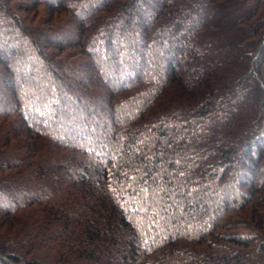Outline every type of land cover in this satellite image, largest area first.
<instances>
[{"label":"trees","instance_id":"trees-1","mask_svg":"<svg viewBox=\"0 0 264 264\" xmlns=\"http://www.w3.org/2000/svg\"><path fill=\"white\" fill-rule=\"evenodd\" d=\"M147 2L0 0V264H264V0Z\"/></svg>","mask_w":264,"mask_h":264},{"label":"rangeland","instance_id":"rangeland-1","mask_svg":"<svg viewBox=\"0 0 264 264\" xmlns=\"http://www.w3.org/2000/svg\"><path fill=\"white\" fill-rule=\"evenodd\" d=\"M147 1H148V0H146V3H148ZM230 190H232V189H230Z\"/></svg>","mask_w":264,"mask_h":264}]
</instances>
